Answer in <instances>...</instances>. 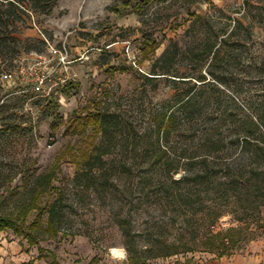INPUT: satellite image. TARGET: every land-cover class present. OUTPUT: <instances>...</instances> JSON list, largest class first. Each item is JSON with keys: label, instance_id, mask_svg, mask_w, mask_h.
Returning <instances> with one entry per match:
<instances>
[{"label": "rangeland", "instance_id": "1", "mask_svg": "<svg viewBox=\"0 0 264 264\" xmlns=\"http://www.w3.org/2000/svg\"><path fill=\"white\" fill-rule=\"evenodd\" d=\"M16 15L0 73L65 41L74 87L0 84V214L25 208L51 173L36 202L63 215L33 245L0 232V264H208L224 248L230 264L245 253L264 264V0H56ZM145 36L158 47L143 58ZM93 108L105 133L66 131ZM170 111L174 130L160 135ZM166 246L179 252L155 256Z\"/></svg>", "mask_w": 264, "mask_h": 264}, {"label": "trees", "instance_id": "2", "mask_svg": "<svg viewBox=\"0 0 264 264\" xmlns=\"http://www.w3.org/2000/svg\"><path fill=\"white\" fill-rule=\"evenodd\" d=\"M56 0H28V3H25L22 0H0V54H2L7 48H8V27L10 25H13L17 20L18 16L16 15V11L22 12V8H25L26 6H29L30 8L34 10H39L42 12H46L49 9H51L52 5L55 3ZM5 7L6 9H2ZM11 33V31H9ZM13 32V31H12ZM140 52L143 54V58H145L149 53L153 52L157 47V43L149 38V37H143V41L140 45ZM156 74V73H152ZM160 74H168L167 72H163ZM151 78V77H150ZM203 76H200L197 81H204L202 79ZM178 81H185V80H178ZM74 85L69 82L63 87V92L66 96L71 95V91L73 89ZM183 99H179V101H182ZM50 102H52L50 100ZM92 113H85L84 116H72L69 119V124L66 126V131L71 130L82 132L85 131L87 126L94 125L99 128L100 132L105 133L107 128L110 126L108 125V118L103 115L98 110H95L94 108L91 109ZM177 120V114L176 111H170L167 114H164L161 119L158 122L159 131H161L160 135L164 134L168 136L173 130L174 126L176 124ZM251 124L255 127L256 124L251 121ZM53 125V123L51 124ZM249 136H251L250 130L246 131V135H243L241 137V141L243 144L249 143ZM92 148H95L97 151L99 148L96 146H92ZM107 152V151H106ZM104 152V153H106ZM166 151H163L165 153ZM98 157V156H96ZM92 158L93 157L92 155ZM205 158V157H204ZM161 159V156L158 157V160ZM91 160L90 150L88 152L82 153V163L78 164L79 168L82 164H88ZM202 161H205L204 159ZM166 166L169 165L167 161L165 162ZM85 171V170H84ZM89 171L90 168H89ZM51 173H49L46 176H42V178L45 183L39 184L40 189L37 193H35L30 202L25 206V208H19L16 210V213H7V214H0V232L11 230L16 235H21L23 238L26 239V241L33 245L37 242V235L41 232H46L49 235H54L63 220V215L60 211V209L56 208L55 203H50L46 207H41L36 202L37 196H41L43 192L45 191V187L50 184L51 180ZM79 175H84L83 171H78L76 173L75 179L79 177ZM184 178H180L175 181H181ZM264 192V189H263ZM30 210H35V215L32 221L26 223L27 214ZM47 213V220H46V227L43 228L42 226V216L44 213ZM120 228L122 229L124 235L127 237L128 230L125 224V220L121 219L118 222ZM225 244H228L231 238H224L222 239ZM221 240V242H222ZM224 244V243H223ZM165 246V245H163ZM165 249H161L160 253H157L155 256H161V257H169L171 255H176L179 251L176 249H171V247L166 246ZM224 248V247H223ZM189 250V249H188ZM128 251H130L128 249ZM231 253L224 248L221 249V251L217 254L218 257L222 256H229ZM154 257V256H153ZM128 260L132 264H146L145 260H142L140 257H137L135 255H129ZM22 264H31V263H22ZM51 264H58L56 261H52ZM177 264V261L174 263Z\"/></svg>", "mask_w": 264, "mask_h": 264}, {"label": "built area", "instance_id": "3", "mask_svg": "<svg viewBox=\"0 0 264 264\" xmlns=\"http://www.w3.org/2000/svg\"><path fill=\"white\" fill-rule=\"evenodd\" d=\"M68 47L63 41L54 46L48 43L46 54L26 55L13 70L0 73V84L15 92L49 96L64 87L68 78Z\"/></svg>", "mask_w": 264, "mask_h": 264}, {"label": "crops", "instance_id": "4", "mask_svg": "<svg viewBox=\"0 0 264 264\" xmlns=\"http://www.w3.org/2000/svg\"><path fill=\"white\" fill-rule=\"evenodd\" d=\"M262 254L264 256V252ZM228 260H229V258H226V256H222V257H219V259H216V260L214 259V260L208 262V264H230V262L228 263ZM233 260H234V263H232V264H260V262H261V261H259L258 263H255L254 260L252 259V257L248 253L234 257Z\"/></svg>", "mask_w": 264, "mask_h": 264}, {"label": "bare ground", "instance_id": "5", "mask_svg": "<svg viewBox=\"0 0 264 264\" xmlns=\"http://www.w3.org/2000/svg\"><path fill=\"white\" fill-rule=\"evenodd\" d=\"M112 253L115 254L116 256L117 255H121V253L119 251H117V250H113Z\"/></svg>", "mask_w": 264, "mask_h": 264}]
</instances>
